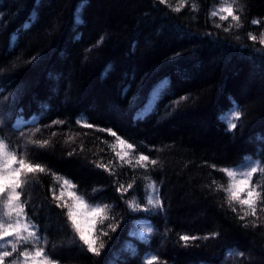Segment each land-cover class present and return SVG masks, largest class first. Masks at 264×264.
Returning <instances> with one entry per match:
<instances>
[{
	"label": "trees",
	"instance_id": "trees-1",
	"mask_svg": "<svg viewBox=\"0 0 264 264\" xmlns=\"http://www.w3.org/2000/svg\"><path fill=\"white\" fill-rule=\"evenodd\" d=\"M223 4L0 0V138L13 149L29 139L49 141L31 150L48 171L21 198L57 264H143L146 254H157L156 264H264V202L255 217L240 219L219 170L245 156L264 159V0H236L239 28L231 17H211ZM237 108L243 114L229 131L223 114ZM124 152L133 164L140 154L157 164L133 169L117 155ZM55 177L76 186L63 189L61 203L71 204L75 191L87 204L112 206L119 226L102 238L100 256L87 252L66 209L56 207L49 189L60 195L62 179ZM133 179V195L121 198L116 188ZM148 184L159 189L162 210L132 211L133 197L148 207ZM252 184L264 186V175L254 174ZM147 228L152 232L141 231ZM182 235L199 239L185 246Z\"/></svg>",
	"mask_w": 264,
	"mask_h": 264
},
{
	"label": "snow or ice",
	"instance_id": "snow-or-ice-1",
	"mask_svg": "<svg viewBox=\"0 0 264 264\" xmlns=\"http://www.w3.org/2000/svg\"><path fill=\"white\" fill-rule=\"evenodd\" d=\"M164 0H161L163 3ZM236 0H224V4L218 9L211 11V17H217L221 21L227 20L231 17V20L235 22L237 28L241 27V16L237 13L235 8ZM179 11V9H176ZM253 24H258V20H252ZM216 27H220L219 24ZM232 25L225 28L224 31H229ZM239 38V37H237ZM103 39V38H101ZM249 39L256 41L257 37L249 34ZM99 43V42H98ZM259 44L264 45V33H261L259 38ZM181 53H176L172 59H176ZM35 59V58H34ZM181 99H184L183 97ZM242 111L238 108L236 110H230L223 114V118L228 123V130L237 128V122L241 119ZM53 123H57L54 121ZM61 123H63L61 121ZM77 123H80L78 120ZM87 128H93L91 123H85L83 125ZM99 131H107L110 135L116 138V140L129 150H134V145L126 143L124 139L117 135L112 129H98ZM37 131H40L37 129ZM24 134L21 133V136ZM55 135V133H53ZM264 139V138H262ZM49 141L44 140H32L25 141L24 145H21L18 149H13L9 143H6L4 139L0 138V264H5L6 258H12L8 261V264H57L54 259L49 257L46 252V247L41 245V236L39 235V229L33 222V219L29 217L25 208L28 204L27 200H22V194L30 181L37 179V174L46 173L48 170L41 163L36 162L31 156L32 148H44L47 147ZM31 146V147H29ZM72 153H69L71 155ZM120 160L124 164L129 165L133 169L136 167L146 168L145 162H150L152 165H156V160L149 161V156L140 154L135 158L133 164L131 159H125L129 156L128 152H124L123 155L117 153ZM264 164V159L253 160L252 156H245L242 163L234 168H221V172L226 173L229 183L224 191L228 193V202L230 205L233 203L240 205L243 215L240 219H244L247 216L257 215L258 202H264V193L258 190V188H264L259 184H252L254 174L261 173L264 175V167L260 165ZM97 168H103L105 171H109L111 175L114 170H110L107 165L102 163L96 164ZM215 167V165H213ZM57 180H61L60 177H55ZM136 181L128 183L125 186L123 183L116 188V191L121 194V198H124L125 193L133 195L129 190L134 189ZM213 183H216L213 181ZM67 187L69 189H75V185L68 179H62L60 185V195H56L54 189L50 188L52 192V198L56 201V207L62 210L66 209L64 215L66 216L67 224L71 227L74 235L86 247L87 252L92 253L95 256H100L101 252L105 248V241L103 237L111 239L110 233L116 232L119 226V221H116L115 217L110 215L112 206L110 204H87L83 195H77L75 191H71L69 195L72 197L73 202L61 203L64 196L63 189ZM219 187V186H218ZM146 190V199L148 207L141 208L140 204L135 201L133 197L132 201H128V206L132 211H149L151 208L161 209L163 208L161 197L159 195V189L153 185L148 184ZM102 189L94 188L93 192H100ZM235 212L237 209L232 208ZM264 211V208L261 209ZM247 226V224L245 225ZM256 224L253 222V227ZM142 232L151 233L152 228L141 229ZM213 237L216 235L212 234ZM11 238V239H7ZM210 237L205 236L204 239ZM199 237L182 235L180 240L185 242V246H188L190 240H196ZM47 241H44V245ZM31 246L30 248L27 246ZM11 250H8V247ZM21 246H25L23 250H19ZM15 254V255H14ZM242 256L243 253H240ZM158 260L157 254H146L143 264H156Z\"/></svg>",
	"mask_w": 264,
	"mask_h": 264
},
{
	"label": "bare ground",
	"instance_id": "bare-ground-1",
	"mask_svg": "<svg viewBox=\"0 0 264 264\" xmlns=\"http://www.w3.org/2000/svg\"><path fill=\"white\" fill-rule=\"evenodd\" d=\"M217 10V9H216Z\"/></svg>",
	"mask_w": 264,
	"mask_h": 264
}]
</instances>
